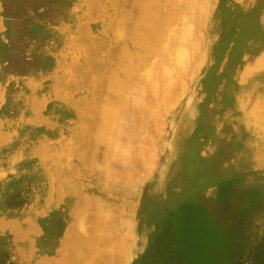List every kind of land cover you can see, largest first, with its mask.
Listing matches in <instances>:
<instances>
[{"label": "rangeland", "instance_id": "374dc122", "mask_svg": "<svg viewBox=\"0 0 264 264\" xmlns=\"http://www.w3.org/2000/svg\"><path fill=\"white\" fill-rule=\"evenodd\" d=\"M143 1L0 0V264H264V0Z\"/></svg>", "mask_w": 264, "mask_h": 264}, {"label": "bare ground", "instance_id": "6f19581e", "mask_svg": "<svg viewBox=\"0 0 264 264\" xmlns=\"http://www.w3.org/2000/svg\"><path fill=\"white\" fill-rule=\"evenodd\" d=\"M145 1H147V3H145ZM143 3H144L145 5H144ZM143 3H141V5L143 6L142 8L145 9L146 11H145V10H142L141 8L139 9L140 12L142 11V12H141V13H142V19L140 20V21H142V25H143L142 27L144 28V27L146 26V27L148 28V32H149V33L152 32V33L154 34L155 37L153 36V38H156V40L154 39V42H155V41H159L160 39H159L158 36L156 37V35L159 34V35L162 37V36L164 35V30H162V29H161V30H158L159 28L157 29V27H156L155 29L153 28V27L155 26V24H153V23H156V25H157V22H153V21H156V20L153 19V21H152V24H153L154 26H152V24H149L151 21L148 22V20H150L149 16H153V17H154V16H155L154 14H157V13H153V15L151 14V15H149V16L147 15L148 13H149V14L152 13L154 9H155L154 11H156V10H157V11L160 10V9L154 8V7H159V6H158L159 4H157L158 2H157L156 0H144ZM155 3H156L157 6H155ZM152 9H153V10H152ZM148 11H149V12H148ZM151 11H152V12H151ZM144 12H147V14L145 13V14L147 15L146 17H144ZM159 12H160V11H159ZM167 14H168V13H166V15H167ZM168 15H169V16H167V17L170 18V14H168ZM174 15H175V14H174ZM172 17H173V16H172ZM172 17H171V19H169V21H168V20H167V21H168V22H170V20L173 21L174 18H175L176 16H175L174 18H172ZM139 18H141V17H139ZM148 18H149V19H148ZM157 18H158V17H157ZM157 18H155V19H157ZM160 18H161V17H160ZM158 19H159V18H158ZM161 19H162V18H161ZM166 19H168V18H166ZM172 19H173V20H172ZM164 20H165V18H164ZM168 22H167V23H168ZM140 23H141V22H140ZM145 23H148V25H146ZM159 23H160V22H159ZM165 23H166V22H165ZM160 24H161V23H160ZM163 24H164V21H163ZM168 24H169V23H168ZM170 24H171V23H170ZM144 25H145V26H144ZM157 26L159 27V24H158ZM146 27H145V28H146ZM161 27H164V26L161 25ZM143 28H142V29H143ZM147 28H146V29H143V31H144V30L147 31ZM168 28H169V26H168ZM116 29H117V28H116ZM119 29H120V28H119ZM153 29H154V30L157 29V30H156V31H157L156 34L153 32V31H154ZM163 29H165V28H163ZM143 31H142V34H143ZM166 31H167V30H166ZM104 32H105V30H104ZM108 33H109V32H108ZM118 33H119V31H118ZM145 33H146V32L144 31V34H145ZM152 33H150V34L152 35ZM139 35H140V34H139ZM151 35H150V36H151ZM118 36H120L119 39H121L122 36H123V34L118 35ZM140 36H141V35H140ZM137 37H138V36H137ZM123 38H124V37H123ZM123 38H122V39H123ZM132 38H133V37H132ZM162 38H163V37H162ZM162 38H161V39H162ZM140 39H141V38H140ZM140 39H139V41L142 42V40H140ZM143 39H144V38H143ZM147 39H148V38H147ZM117 40H118V39H117ZM133 40H134V39H133ZM144 44H145V43H144ZM138 45H139L140 47H142L141 44H138ZM156 46H157V45H156ZM140 47H139V48H140ZM143 47H144V45H143ZM129 49H131V48H129ZM141 49H142V48H141ZM126 51H127L128 53H127V55H124L123 58L127 60L126 62H127V65H128V66L125 65V67L123 68V71H122V72L124 73V75L121 74V77L123 76L125 79L127 78V80L129 81L128 78L132 75L133 72L136 71V70L134 71V68H137V69H138V67H139L140 65H141V67H142L143 64L138 63V62H139L138 60H142V56H141V54H140L141 57H140V58L137 57V59H136V56L130 54V53H131L130 50H126ZM126 51H125V52H126ZM139 51H141V50H138V52H139ZM125 52H124V53H125ZM138 52H136L135 54H137ZM145 54H146V53H145ZM126 56H127V57H126ZM125 57H126V58H125ZM134 58H135V59H134ZM144 58H146V57H144ZM144 58H143V60L140 61V62H144V60H145ZM147 58H148V55H147ZM136 60H137V61H136ZM166 61H167V60H166ZM144 65H145V62H144ZM141 67H140V68H141ZM140 68H139V69H140ZM170 68H171V67H170ZM181 68H182V67H181ZM139 69H138V70H139ZM138 70H137V71H138ZM119 73H120V72H119ZM161 74H162V73H161ZM119 75H120V74H119ZM117 76H118V75H117ZM115 77H116V76H115ZM119 77H120V76H119ZM119 77H117V78L120 79ZM123 77H122V80H123ZM152 79H153V78H152ZM114 80H115V79H114ZM116 80H117V79H116ZM120 80H121V79H120ZM122 80H121V82H119V80H118V82H119V83H122ZM111 81L113 82V79H111ZM128 81H127L126 83H124V85H123V83H122L121 85L125 88V86H126V84L128 83ZM123 82H125V80H123ZM114 83H115V82H114ZM114 83H113V86H114ZM115 86H116L117 88L120 87V85H117V83H115ZM118 86H119V87H118ZM122 86H121V87H122ZM121 87L119 88V90L123 89V88H121ZM122 92H123V91H122ZM119 93H120V92H119ZM111 94H112V93H110V95H109V96H111V97H109L110 100H111V98L113 99V97H114L113 95L117 94V92H116L115 94L113 93V95H111ZM112 96H113V97H112ZM114 98H115V97H114ZM115 99H117V97H116ZM110 100H109V102H107V103H109V104L107 105V107H106V105H105V107H106L107 109L109 108L110 110L105 111L104 109H106V108L103 106V107H104L103 110L105 111L104 113L113 110V109H111V108H113V105L110 103ZM113 100H114V99H113ZM111 101H112V100H111ZM110 104L112 105L111 108L108 107V106H110ZM239 105H240L241 107H243L242 109H243L244 111H246V110H245V107H244V105H243L242 102H240ZM251 107H253V106H251ZM250 109H251V108H250ZM114 111H115V110H114ZM248 111H249V110H248ZM260 112H261V111H260ZM110 113H111V112H110ZM112 113H113V112H112ZM112 113H111V115H114V116H115L116 113H115V112H114L115 114H114V113L112 114ZM101 114H102V113H101ZM111 115H109V113H106V115L104 114L105 117L102 115V116L104 117V120H103V121H106V124H107L106 126H108V122H109L108 120H109L110 118L113 119V117H114V116H111ZM110 116H111V117H110ZM117 116H118V115H117ZM257 116H258V115H257ZM115 117H116V116H115ZM111 119H110V120H111ZM258 119H259V118H258ZM260 119H261V118H260ZM110 122H111V121H110ZM110 122H109V124H110ZM263 128H264V127H263ZM250 155H251V154H250ZM257 156H258V155H257ZM256 164H257V163H256ZM9 221H10V220H9ZM12 223H13V222H12ZM10 224H11V223H10ZM12 225H13V224H12ZM14 229H15V228H14ZM9 230H10V229H9ZM13 231H14V230H13ZM9 233H10V231H9ZM13 237H14V236H13ZM14 238H15V237H14ZM28 249H29V248H28Z\"/></svg>", "mask_w": 264, "mask_h": 264}, {"label": "trees", "instance_id": "16d2710c", "mask_svg": "<svg viewBox=\"0 0 264 264\" xmlns=\"http://www.w3.org/2000/svg\"><path fill=\"white\" fill-rule=\"evenodd\" d=\"M253 260H255V258H253ZM253 260L252 261H250V263L247 261L246 263H244V264H253L252 262H253ZM241 264V263H240Z\"/></svg>", "mask_w": 264, "mask_h": 264}]
</instances>
